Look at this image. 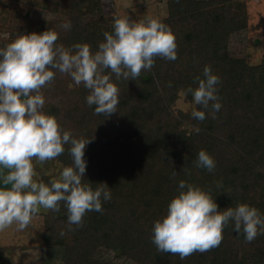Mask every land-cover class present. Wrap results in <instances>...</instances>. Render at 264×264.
Listing matches in <instances>:
<instances>
[{
    "label": "trees",
    "instance_id": "trees-1",
    "mask_svg": "<svg viewBox=\"0 0 264 264\" xmlns=\"http://www.w3.org/2000/svg\"><path fill=\"white\" fill-rule=\"evenodd\" d=\"M61 2L71 27L56 43H88L96 51L103 33L113 30L100 0ZM227 2L167 0V16L159 20L175 36L177 58L155 57L153 67L135 79L117 80L112 74L118 105L108 116L86 103L89 90L83 84L69 88L72 78L53 69L54 79L40 90L44 111L72 136L89 140L82 183L93 188L106 183L111 199L102 201V211L86 212L79 226L69 225L63 201L58 211L33 215L40 217V251L56 252L62 264H264V233L248 242L231 223L224 226L218 247L183 259L158 251L151 240L153 222L166 213L180 180L208 192L218 210L247 203L264 214V33L256 41L262 50L258 64L231 54ZM46 30L47 24L28 10L20 25L7 26L0 48L19 34ZM205 65L220 78L222 107L197 105L205 112L202 121L181 110L172 116L169 109L180 94L192 101L186 89L197 86L194 78L202 77ZM64 147L54 158L61 170L73 163L70 145ZM201 149L215 161L211 172L193 163ZM8 254L1 246L0 264H13Z\"/></svg>",
    "mask_w": 264,
    "mask_h": 264
},
{
    "label": "clouds",
    "instance_id": "clouds-1",
    "mask_svg": "<svg viewBox=\"0 0 264 264\" xmlns=\"http://www.w3.org/2000/svg\"><path fill=\"white\" fill-rule=\"evenodd\" d=\"M63 27L70 29L71 23ZM103 36L94 52L88 43L57 44L58 34L51 30L19 34L0 48V230L13 223L23 230L41 207L58 211L60 201L67 209L69 225L79 226L86 212L102 211V201L111 199L106 183L95 188L82 183L89 140L72 136L44 111L45 97L40 90L54 79L55 69L68 74L76 85L83 84L89 90L86 103L108 116L118 105L119 89L112 74L117 80L135 79L142 69L153 67L155 57L175 60L177 45L170 27L150 16L136 20L115 17L113 30ZM194 79L197 86H189L185 95L192 96L191 116L202 121L205 112L197 105L202 109L211 106L213 111L222 107L217 95L220 78L205 65L202 77ZM66 144L70 145L72 165L63 167L48 182L34 178L38 173L33 158L39 162L54 159L65 151ZM193 163L209 172L215 168L214 159L203 149ZM4 169L9 170L7 174ZM177 193L168 202L166 213L153 222L151 240L160 252L179 254L183 259L218 247L229 223L238 233L242 230L248 242L264 233V214L247 203L218 210L208 192L185 180L178 182Z\"/></svg>",
    "mask_w": 264,
    "mask_h": 264
},
{
    "label": "rangeland",
    "instance_id": "rangeland-1",
    "mask_svg": "<svg viewBox=\"0 0 264 264\" xmlns=\"http://www.w3.org/2000/svg\"><path fill=\"white\" fill-rule=\"evenodd\" d=\"M228 1L226 4L227 25L234 32L229 39V52L236 57L244 58L250 65L258 64L262 58V50L256 41L260 40L264 33V0ZM100 2L112 21L115 17L125 16H128L130 20L147 16L163 19L167 16V0H100ZM28 10L39 21L45 22L48 30L57 32L61 37L64 35L63 25L66 23V16L61 0H0V39L7 37V26L12 23L20 25V21ZM72 83H74L73 80L68 83L69 88H72ZM192 107V101H187L180 94L169 111L174 116L176 110L191 112ZM33 166L38 173V176L34 178L45 182L58 177L61 171L55 159L39 162L33 158ZM8 171L4 169L3 174H7ZM45 211L46 209L41 207L37 214ZM39 224L40 217L37 215L31 218L30 223L23 230H18L15 223L0 230V247H6L8 253L10 251L8 255L13 264H62L61 260L54 256L56 252L51 254L40 251Z\"/></svg>",
    "mask_w": 264,
    "mask_h": 264
}]
</instances>
